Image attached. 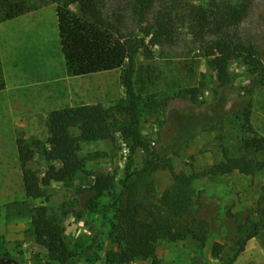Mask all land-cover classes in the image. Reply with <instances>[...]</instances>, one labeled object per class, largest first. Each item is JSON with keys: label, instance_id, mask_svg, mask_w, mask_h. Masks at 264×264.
Segmentation results:
<instances>
[{"label": "rangeland", "instance_id": "1", "mask_svg": "<svg viewBox=\"0 0 264 264\" xmlns=\"http://www.w3.org/2000/svg\"><path fill=\"white\" fill-rule=\"evenodd\" d=\"M102 2L109 22L128 36L145 39V46L137 53V64L151 66V79L136 85L142 96L141 129L148 147L134 153L133 168H143L152 157L150 152L158 154L163 163L169 161L176 173L187 175L224 161L226 151L229 156L240 155L247 135L242 129L240 102L252 101V124L264 135V69L259 74L243 59H233L229 80L222 86L210 57L184 27L177 29L173 41L153 44L141 31L149 24L141 25L131 0ZM56 8V3H47L0 24V44L10 78L22 69L28 76L31 93L40 97L50 91L43 103L35 104L33 114H2L9 126L4 132L46 141L51 111L80 103L110 106L125 98L123 68L99 74L98 82H94L99 83L95 96L82 98L81 81L86 86L88 80L75 79L67 71ZM70 8L80 12L77 3ZM238 30L242 37L257 44L264 66V0H256L251 15ZM93 88L89 85L87 90ZM193 88L197 89L196 95L187 94L186 90ZM5 94L0 93V97ZM221 99L228 100L227 114L220 118L209 113L206 117V112L213 110ZM195 132L199 134L191 139ZM80 145L85 167L68 182L52 180L39 199L16 191L18 197L14 202H0V264H64L36 237L32 214L33 208L40 205L48 207L50 216L63 229L67 247L74 255L73 264H152V260L120 263L114 258L113 253L121 249L109 234L113 209L108 211L107 205L114 189L101 193L91 189L97 174L113 175L120 189L130 154L129 142L117 132L114 139L82 140ZM31 166L44 176L48 164L36 152ZM152 180L158 197L174 183L167 168L156 170ZM6 187L0 185V192ZM193 190L194 215L189 220L195 221V216L196 223L208 221L212 226L208 239L206 243L194 238L162 240L157 245L156 264H223L221 257L213 255L214 244H222L221 256L229 260L238 251L245 229L251 222L260 221L264 212V170L254 175L238 171L205 175L194 181ZM252 263H264V228L247 241L233 264Z\"/></svg>", "mask_w": 264, "mask_h": 264}, {"label": "trees", "instance_id": "2", "mask_svg": "<svg viewBox=\"0 0 264 264\" xmlns=\"http://www.w3.org/2000/svg\"><path fill=\"white\" fill-rule=\"evenodd\" d=\"M47 3L57 4L59 37L68 73L84 76L123 68L121 81L125 98L110 106L96 103L51 111L46 141L19 135L17 143L27 197H44V188L52 180L68 182L84 169L85 161L80 156L82 140L114 139L119 132L130 144L120 189L115 177L109 174H97L91 188L100 193L114 189L112 201L107 205L108 211L113 209L109 234L121 246L113 253L114 258L120 263L152 260V264H156L157 245L162 240L194 238L206 243L211 224L206 220L196 223L195 216V221L189 220L194 215V181L205 175H228L235 171L254 175L264 170V135L252 124V101L238 102L242 109V129L247 134L240 155L229 156L226 151L224 161L187 175L176 173L169 161L163 163L158 154L150 152L152 157L143 168H133L134 153L148 147L141 129L142 96L136 88L137 82L145 84L151 79V66H138L136 59L138 51L146 44L145 39L138 35L128 36L109 22L102 0H0V24ZM72 3L79 5L80 12L71 10ZM255 4L256 0H131V8L141 25L149 24L141 30L145 37H150L153 44L173 41L177 29L184 27L210 57L222 86L229 80V64L233 59H243L259 74L264 69L257 44L242 37L238 30ZM6 87L0 48V91ZM186 92L196 95L197 89ZM227 105L228 100L221 99L213 110L206 112V117L214 113L222 118L227 114ZM198 134L195 132L191 139ZM181 136L184 138L186 134ZM36 152L42 154L48 164L44 176L31 166ZM51 163L58 166H50ZM160 168L172 172L174 183L158 197L152 177ZM32 224L37 239L54 257L64 264H73L74 255L67 247L63 229L50 216L47 206L33 208ZM263 228L264 212L260 221L251 222L245 229L240 247L232 258L224 260L222 244L218 242L213 246V255L221 257L223 264H233L247 241Z\"/></svg>", "mask_w": 264, "mask_h": 264}, {"label": "crops", "instance_id": "3", "mask_svg": "<svg viewBox=\"0 0 264 264\" xmlns=\"http://www.w3.org/2000/svg\"><path fill=\"white\" fill-rule=\"evenodd\" d=\"M1 48V44H0ZM2 61L4 67L5 78L7 81V87L4 90H1L0 93H6L4 97H0V185L7 186L6 190H2L0 192V202H14L17 199L18 193L25 192L24 182H23V174H21V166H20V157H19V147L17 143V139L19 137L18 132H4V129L9 128L6 124L7 119L1 118L2 114L7 116L14 115L17 113L20 114H33L35 112V104L43 103L45 94H47V98L49 97L50 91L43 92L40 97L30 92V87H28V76L26 72L22 69L17 70L13 74V79L10 78L11 72H8L5 64H4V55L2 53ZM114 71V70H113ZM112 71H104L98 72L94 74L84 75V76H72L75 79L88 80V85L84 86L83 81L81 86V95L84 99V95L86 97L92 98L95 96V89L98 88L99 83L96 81L98 79V75L101 73H110ZM116 73V72H115ZM118 74V73H117ZM120 75V74H119ZM10 83L13 85L10 86ZM62 83V82H61ZM105 84H109L110 82L105 81ZM89 85L95 86L92 91L87 90ZM11 91V92H10ZM60 95V94H59ZM62 96V95H61ZM65 97L67 94L64 95ZM46 100V99H45ZM93 103V102H89ZM87 105L88 103H80L79 105ZM3 105V107H2ZM89 105V104H88ZM18 106V107H13ZM10 122V121H9ZM14 128V127H13ZM22 175V176H21ZM27 197V195H26Z\"/></svg>", "mask_w": 264, "mask_h": 264}]
</instances>
